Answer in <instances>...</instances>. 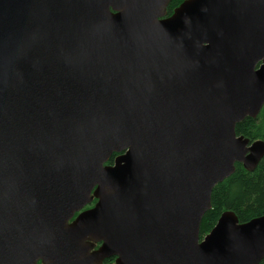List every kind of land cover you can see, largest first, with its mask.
I'll return each mask as SVG.
<instances>
[{
  "label": "water",
  "instance_id": "obj_1",
  "mask_svg": "<svg viewBox=\"0 0 264 264\" xmlns=\"http://www.w3.org/2000/svg\"><path fill=\"white\" fill-rule=\"evenodd\" d=\"M168 1L0 0V264L263 258L264 214L199 226L264 154V0Z\"/></svg>",
  "mask_w": 264,
  "mask_h": 264
},
{
  "label": "trees",
  "instance_id": "obj_2",
  "mask_svg": "<svg viewBox=\"0 0 264 264\" xmlns=\"http://www.w3.org/2000/svg\"><path fill=\"white\" fill-rule=\"evenodd\" d=\"M181 1L171 0L168 12ZM235 132L251 141L264 142V104L255 117H245L238 122ZM226 210L232 211L239 222L264 214V154L251 171L236 162L234 171L213 187L211 207L200 222V237L210 231L220 214ZM258 264H264V256Z\"/></svg>",
  "mask_w": 264,
  "mask_h": 264
},
{
  "label": "flooded vegetation",
  "instance_id": "obj_3",
  "mask_svg": "<svg viewBox=\"0 0 264 264\" xmlns=\"http://www.w3.org/2000/svg\"><path fill=\"white\" fill-rule=\"evenodd\" d=\"M183 1H184V0H183ZM183 1H181L179 4H177L176 6H174V7L170 10L171 12H168V6H169V4H170V2H171V0H169L168 3H167V5L165 6L166 14L164 15V17H168V16H170V15L173 13L174 9H175L176 7H178ZM121 153H123V152H113V153L111 154V156L107 159V161H106L104 164H105V165H113V163H114V159H115L118 155H120ZM108 162H109V163H108ZM96 202H97V198L93 196V198H92V200H91L90 203L86 204V205H85L84 207H82L79 211L74 212L73 217L70 218V219L67 221V224H71V222H72V221L74 220V218L79 214V212H81V211H83V210H87V209H91V208H93V207L95 206ZM86 242H93L94 246H93V248H92L91 250H96V249H98V247L101 245V242L92 241V240H90V239H87ZM115 258H116L115 256H112V257H109V258H103V259L99 262V264H108V263H113V264H114ZM106 260H109V261L105 262ZM36 263H37V264H44L41 260H37Z\"/></svg>",
  "mask_w": 264,
  "mask_h": 264
}]
</instances>
